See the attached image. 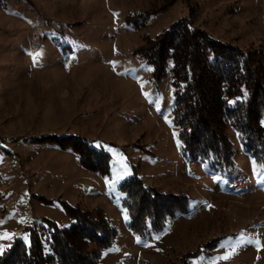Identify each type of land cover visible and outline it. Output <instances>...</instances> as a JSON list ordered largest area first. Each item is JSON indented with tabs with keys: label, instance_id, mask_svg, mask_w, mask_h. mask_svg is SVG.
Returning <instances> with one entry per match:
<instances>
[{
	"label": "rangeland",
	"instance_id": "rangeland-1",
	"mask_svg": "<svg viewBox=\"0 0 264 264\" xmlns=\"http://www.w3.org/2000/svg\"><path fill=\"white\" fill-rule=\"evenodd\" d=\"M186 19L264 52V0H0V253L35 223L69 225L76 206L116 228L100 264H264V161L232 126L231 166L188 152L172 66L142 51ZM75 135L109 155L106 171L62 144ZM132 176L186 195L188 210L134 233L121 190Z\"/></svg>",
	"mask_w": 264,
	"mask_h": 264
},
{
	"label": "trees",
	"instance_id": "trees-1",
	"mask_svg": "<svg viewBox=\"0 0 264 264\" xmlns=\"http://www.w3.org/2000/svg\"><path fill=\"white\" fill-rule=\"evenodd\" d=\"M179 25L142 51L159 72L172 66L174 122L184 148L209 159L212 170L231 166L234 152L228 127L232 126L245 149L264 161V52L222 42L193 26L192 19ZM78 138L75 135V140L62 144L75 147L88 167L106 171L109 155ZM121 190L126 193L129 226L136 234L148 228L162 232L169 219L188 210L186 195L155 189L139 176L126 179ZM68 213L73 219L67 226L51 220L28 226L29 240L17 238L0 253V264H100L104 250L114 242L116 228L101 208L68 207ZM141 264L158 263L143 260Z\"/></svg>",
	"mask_w": 264,
	"mask_h": 264
},
{
	"label": "snow or ice",
	"instance_id": "snow-or-ice-1",
	"mask_svg": "<svg viewBox=\"0 0 264 264\" xmlns=\"http://www.w3.org/2000/svg\"><path fill=\"white\" fill-rule=\"evenodd\" d=\"M227 258H228L227 256L223 257V259H227Z\"/></svg>",
	"mask_w": 264,
	"mask_h": 264
}]
</instances>
